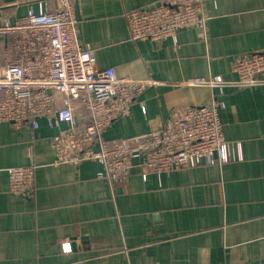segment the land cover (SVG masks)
I'll list each match as a JSON object with an SVG mask.
<instances>
[{
	"label": "crops",
	"instance_id": "obj_1",
	"mask_svg": "<svg viewBox=\"0 0 264 264\" xmlns=\"http://www.w3.org/2000/svg\"><path fill=\"white\" fill-rule=\"evenodd\" d=\"M159 1L72 0L98 69L157 82L104 138L112 144L160 130L174 112L217 102L231 160L146 178L134 167L110 184L97 176V161L69 162L54 143L65 125L0 122V264H264V72L250 87L182 83L238 79L236 57L264 51V0H202L205 40L183 28L176 39L133 41L127 12ZM57 5L0 0V21ZM31 162L36 192L24 198L9 191L7 168Z\"/></svg>",
	"mask_w": 264,
	"mask_h": 264
},
{
	"label": "built area",
	"instance_id": "obj_2",
	"mask_svg": "<svg viewBox=\"0 0 264 264\" xmlns=\"http://www.w3.org/2000/svg\"><path fill=\"white\" fill-rule=\"evenodd\" d=\"M126 19L133 41L176 39L183 28H195L206 39L202 0H160L152 9L127 12ZM0 36L6 38L0 46V122L17 128L29 123L33 129L40 119L50 127L65 125L53 140L69 162L95 160L101 165L97 176L115 184L125 181L134 167L146 178L149 172L231 160L217 102L174 112L160 130L107 142L104 134L115 120L129 115L137 96L157 82L119 77L113 67L98 69L94 50L81 42L72 0H58L51 11L30 9L14 21L2 18ZM233 69L235 82L211 76L182 83L253 86L264 72V51L237 56ZM80 113L85 114L82 119ZM36 168L34 162L7 168L9 191L33 197Z\"/></svg>",
	"mask_w": 264,
	"mask_h": 264
}]
</instances>
